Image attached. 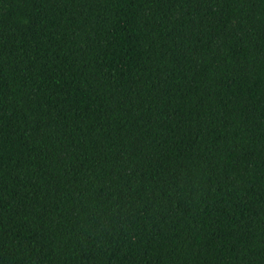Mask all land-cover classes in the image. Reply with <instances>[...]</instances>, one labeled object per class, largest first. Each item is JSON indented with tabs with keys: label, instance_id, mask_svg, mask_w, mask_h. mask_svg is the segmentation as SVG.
<instances>
[{
	"label": "trees",
	"instance_id": "trees-1",
	"mask_svg": "<svg viewBox=\"0 0 264 264\" xmlns=\"http://www.w3.org/2000/svg\"><path fill=\"white\" fill-rule=\"evenodd\" d=\"M0 264H264V0H0Z\"/></svg>",
	"mask_w": 264,
	"mask_h": 264
}]
</instances>
